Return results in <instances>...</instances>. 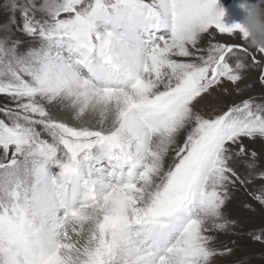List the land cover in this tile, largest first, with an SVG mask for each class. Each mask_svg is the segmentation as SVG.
<instances>
[{"label": "snow or ice", "instance_id": "1", "mask_svg": "<svg viewBox=\"0 0 264 264\" xmlns=\"http://www.w3.org/2000/svg\"><path fill=\"white\" fill-rule=\"evenodd\" d=\"M11 10L38 46L0 38V264L230 254L209 232L236 223L224 213L231 188L264 179L255 151L247 174L232 166L249 154L244 139H264V103L211 116L194 103L251 67L264 84V50L222 22L218 0H12ZM205 34L244 43L200 48ZM249 195L264 206V184ZM252 238L264 242V230Z\"/></svg>", "mask_w": 264, "mask_h": 264}, {"label": "rangeland", "instance_id": "2", "mask_svg": "<svg viewBox=\"0 0 264 264\" xmlns=\"http://www.w3.org/2000/svg\"><path fill=\"white\" fill-rule=\"evenodd\" d=\"M23 3V0H18ZM39 7L42 0H34ZM256 0H218V7L224 9L222 22L228 26L234 23H242L249 5ZM12 0H0V38L9 37L21 41L20 50L25 51L29 47L38 46V42L26 36L20 31L22 18L20 11L15 13L11 10ZM42 13H37L39 18ZM14 16L15 22L10 18ZM222 42L227 44H239L244 41L239 36L230 34H216L213 37L205 34L198 42V47L206 48L210 43ZM178 59H191L179 58ZM250 62V61H249ZM242 78L236 82L223 81L219 86H213L207 94H202L195 103L194 109L205 116L219 114L231 105L238 104L245 99H254L258 103H264V84L260 82L262 69L251 67L242 70ZM9 103L5 98L0 97V105ZM54 115L58 118L69 120L68 111L54 110ZM0 118H3L0 115ZM187 129H185V132ZM184 133H181L180 139L183 140ZM244 145L248 149V155L236 158L232 162L238 174H247L245 161L251 160L250 153H257V172L264 170V139L256 138L254 140L244 139ZM238 150L239 146H233ZM167 163V161H166ZM264 184V179L257 176L253 182L247 186L237 184L231 188V197L224 207V213L230 220L235 221L227 231H210L209 234L216 237L214 247L231 248L230 254L217 255L212 264H264V242L255 241L252 236L264 230V206L253 200L249 193ZM245 204L251 207H245Z\"/></svg>", "mask_w": 264, "mask_h": 264}, {"label": "clouds", "instance_id": "3", "mask_svg": "<svg viewBox=\"0 0 264 264\" xmlns=\"http://www.w3.org/2000/svg\"><path fill=\"white\" fill-rule=\"evenodd\" d=\"M219 8L224 13V9ZM239 24L247 33V46L251 49L264 50V0L251 3L243 22Z\"/></svg>", "mask_w": 264, "mask_h": 264}]
</instances>
